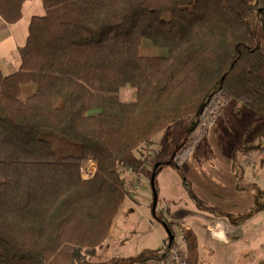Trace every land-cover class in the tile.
<instances>
[{"label":"trees","instance_id":"16d2710c","mask_svg":"<svg viewBox=\"0 0 264 264\" xmlns=\"http://www.w3.org/2000/svg\"><path fill=\"white\" fill-rule=\"evenodd\" d=\"M25 1L0 0V15L18 22ZM42 1L20 69L0 68V264H117L90 257L130 196L126 172L148 169L142 148L194 121L170 154L182 167L230 101L264 115V0ZM145 39L167 53L143 54ZM126 85L135 100L120 98ZM90 159L97 170L85 179ZM243 171L234 169L244 187ZM253 188L237 222L264 210Z\"/></svg>","mask_w":264,"mask_h":264},{"label":"crops","instance_id":"0c3cea01","mask_svg":"<svg viewBox=\"0 0 264 264\" xmlns=\"http://www.w3.org/2000/svg\"><path fill=\"white\" fill-rule=\"evenodd\" d=\"M22 11L23 16L16 23H9L0 15V68L4 75L12 74L20 69L22 62L20 47L27 41L32 17L45 13L43 1L27 0L23 4ZM121 99L124 101H133L136 99V93L134 94V92L128 90ZM198 153L199 157L201 156L202 159L205 157L206 160L204 168H196L201 173L193 170V168L187 165L190 159H192L191 156L184 163L183 168L171 163H166L169 160L156 163L159 164L156 167L157 171L155 177L159 193L158 201L163 202L160 211L161 214L158 216L159 224H156L150 218L148 212L144 211V209H147L144 206L153 204L154 194L147 189L142 190L141 186H145L146 184L144 177L139 184L134 185L133 181H135V178H128V173L126 174L130 196L125 198L115 218L108 239L104 242L103 247L99 249L102 250L100 254L101 257L106 260L123 254V248L125 247L123 237L127 234H130L135 242L144 247L143 249L148 248L151 243V239L147 237L148 233L142 231V228L138 229L140 220L143 218L155 229L156 240L160 244V251L156 256L148 258L149 260L159 259L164 254V246L168 240V227L166 228V226H163L164 222H168L172 225L176 238L175 244L182 247L187 259L189 258L188 250L191 247L190 244L196 248L197 238L206 236L210 231H216L210 239L215 242H221L217 238H224L226 236V233H228L227 223H232L233 227L237 228L248 222L250 225L255 223L257 217H259L264 210L254 214L244 222H237L236 218L245 214L254 206L255 189L253 187L254 184L261 187L258 184L259 174L261 173L260 170L252 173L251 166L245 167V153H237V155H235V148H230L228 151L221 150L219 152L212 149L211 151L206 150V152ZM240 155L241 160H239ZM239 161H241V163L238 165H241L244 170L243 180H248L247 183L250 184L248 186H246L245 182L243 184L244 187L241 185L238 186L239 182L234 169L235 164ZM155 166L152 169L151 175ZM259 167H263V164H259ZM129 179L132 181V184L129 182ZM188 187H190L191 190L193 188L194 191H192L195 193V198H197V200L199 197L203 198L207 206L199 207V201L196 203V206L188 192ZM211 206L227 210L234 213L237 217H232L230 220L227 218L226 221L221 220L220 216L217 218H210L209 215L206 214L208 212L205 208ZM158 207L159 205L157 204L156 208ZM214 218L217 219V221H214ZM219 224L223 225L219 227ZM186 232L190 234L186 236ZM184 244L187 248H185L186 246ZM261 261L262 260H259L257 264ZM190 262L191 260L189 261L188 259V264H190Z\"/></svg>","mask_w":264,"mask_h":264},{"label":"rangeland","instance_id":"374dc122","mask_svg":"<svg viewBox=\"0 0 264 264\" xmlns=\"http://www.w3.org/2000/svg\"><path fill=\"white\" fill-rule=\"evenodd\" d=\"M251 21L254 32L257 34V36H260L261 24H258L254 17L251 18ZM141 51L143 54L151 56H160L167 53L166 48L155 46L150 40L147 39L143 41L141 45ZM128 90L134 92V94L136 93V89L134 87L131 85H126L120 90V98H123ZM193 125L194 121H180L165 130L163 135L162 133L158 135L152 144L145 145L142 148L141 155L147 158L146 164L148 169L146 172L140 177L130 170H128L129 172H126V174L128 173V178H135L133 184H139L141 179L144 177L146 184L145 186H141L142 190L147 189L149 192H153V187L150 183V175L153 167L157 162H164L170 159V154L175 142H178L183 137L182 135L185 134L184 130L186 127H193ZM199 145L190 155L192 159H190L189 163L187 164L190 168H193V170H196L197 172L200 171H198L196 168H204L206 162L205 157L202 159L201 156H198V152H206V150L211 151L212 149L219 152L221 150L228 151L230 148H235V155H237V153H246V150L250 146H262L264 148V115L256 113L252 109H247L240 103L231 101L226 105L225 109L217 118L216 122L208 128ZM243 146L245 147L243 150H241ZM262 153L263 152L254 153L251 160L252 164L245 166H251L252 173L260 170L261 173L259 174L258 184L264 189V156H262ZM239 160H241V155ZM239 163H241V161L235 164V168H237ZM87 164L93 168L94 163L92 164L91 162H88ZM259 164H263V167H259ZM129 182L132 184L130 179ZM155 185L156 188H158L156 181ZM188 189V192L191 195V198L194 200L196 206L198 201L200 204L199 207L207 206L205 201H203V198L199 197L198 200L195 198L196 196L195 193H193V188V191L190 187H188ZM157 204L159 207L156 208L155 215L153 214V204L144 206L147 208L144 209V211L148 212L150 218L156 224H159L160 222L158 223V216L161 214L160 211L161 207L163 206V202L158 201ZM205 209L208 212L206 214H208L210 218H217L220 216L221 220L226 221L227 218L230 220L232 217H237L234 213L215 206L207 207ZM214 221H217V219ZM248 223L238 228L233 227L232 223H227L226 225L228 228V233H226L224 238H217L221 242H215L210 239V237L213 236L214 232L216 231H210V233L206 236L197 238V246L194 248L190 264H257L259 260L263 261L264 212L259 215V217H257L253 225ZM221 225L223 224H219V227ZM163 226H170V224L168 222H164ZM139 228H142V231H146L148 233L147 237L148 239H151L150 245L148 248L143 249L144 247L135 242L133 238H131L130 234H127L123 237L125 247L123 248V254L117 256V260L115 261L117 264L135 260H140L142 263H144L146 260H149L148 258L156 256L160 251V244L156 240L155 236L156 231L151 227V224H149L145 218L140 220L138 229ZM185 248H187V246ZM101 252L102 250H98L97 256L90 257V260H105V258L101 257ZM150 261L152 260L150 259ZM153 262V264H156L155 261Z\"/></svg>","mask_w":264,"mask_h":264},{"label":"built area","instance_id":"2783aa9c","mask_svg":"<svg viewBox=\"0 0 264 264\" xmlns=\"http://www.w3.org/2000/svg\"><path fill=\"white\" fill-rule=\"evenodd\" d=\"M91 162L93 164V168L90 167L87 163ZM97 170V163L94 160L90 159L82 163V175L85 179L91 178ZM175 235L174 239L168 240L164 246V254L158 260H146L141 264H153L155 261L156 264H188V259L182 250L181 246H177L175 244Z\"/></svg>","mask_w":264,"mask_h":264},{"label":"water","instance_id":"95a60500","mask_svg":"<svg viewBox=\"0 0 264 264\" xmlns=\"http://www.w3.org/2000/svg\"><path fill=\"white\" fill-rule=\"evenodd\" d=\"M166 163H171V161L169 160L168 162H166ZM172 164V163H171ZM157 165H159V164H156V166H155V168H154V171H153V173H152V175H151V184H152V187H153V193H154V199H153V214L155 215V210H156V206H157V202H158V190H157V188H156V185H155V177H156V171H157V169H156V167H157ZM161 165V164H160ZM168 226H166V228H167ZM168 236H169V239L170 240H173L174 239V233H173V231H171V229L168 227Z\"/></svg>","mask_w":264,"mask_h":264}]
</instances>
